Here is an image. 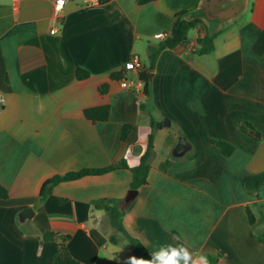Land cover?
<instances>
[{"label":"crops","instance_id":"1","mask_svg":"<svg viewBox=\"0 0 264 264\" xmlns=\"http://www.w3.org/2000/svg\"><path fill=\"white\" fill-rule=\"evenodd\" d=\"M199 2L66 0L57 17L54 0H0V183L8 191L0 197V264H52L58 246L44 239L49 231L69 234L67 248L84 264H128L138 253L151 259L167 245L215 264H264V182L253 192L245 186L264 171V0H248L223 27L198 22L149 69L148 44L164 39L155 34L168 35L174 15ZM208 26L219 32L214 49L200 54ZM132 54L148 60H141L148 81L126 88L122 80L140 72L124 66ZM78 67L89 75L77 78ZM102 104L107 120L85 116L84 108ZM152 121L161 126L134 198L126 199L132 171L115 168L59 182L40 201L53 175L122 159L136 165ZM124 124L131 129L121 140ZM99 198L119 202L122 224L141 248L93 207Z\"/></svg>","mask_w":264,"mask_h":264},{"label":"trees","instance_id":"2","mask_svg":"<svg viewBox=\"0 0 264 264\" xmlns=\"http://www.w3.org/2000/svg\"><path fill=\"white\" fill-rule=\"evenodd\" d=\"M152 0H137L138 3L143 4L150 2ZM188 13V10H180L174 15V22L170 33L164 37V39L157 44H148V58H149V69L153 68L154 61L157 58L160 51L166 47L172 48L178 43L184 41L187 38L188 31L194 27L198 22H202L200 18L186 19L185 15ZM219 30L214 29L213 26H208L206 35L203 38L198 39V52L200 54H206L211 52L214 49V38L216 37ZM89 75V72L83 68L78 67L76 70V76L79 79L86 78ZM139 77L147 82L148 81V72L146 69H143L139 72ZM100 91L105 92L107 89L106 84L99 86ZM85 116L92 121H105L108 119L110 107L107 104L91 106L84 108ZM161 126V123L151 122V131L147 137L146 147L143 153L139 157V161L136 165L130 167L125 159L120 160L119 162L104 166V167H92V168H83L76 171H69L63 174H56L44 181L40 189V201H43L52 191L54 185L62 181L74 180L88 174H100L107 171H110L115 168H130L132 171L133 177L131 182V188L137 189L141 185L145 184L147 181L148 171L150 169L149 160L153 151V131L154 129ZM130 124H124L121 130L120 138L124 140L128 133L130 132ZM214 143L220 148L221 152L229 156L233 151V146L223 140H216ZM171 164V160L167 159L160 165L161 170H166V168ZM264 182V171L254 173L249 175L245 180V186L248 191L253 192L261 183ZM0 197H8L7 189L0 183ZM124 205H127V202H122ZM92 205L95 209H102L106 216L108 217L109 223L115 232H122L124 235L129 238V241L137 248H141V245L136 242V239H133L128 232L125 230L121 216L123 214V209L119 206V202H114L106 198H99L92 201ZM250 222H253V217L248 211ZM45 240H55L57 241L58 250L53 258L52 264H84L74 258L68 248L67 241L70 238L69 234L57 233L49 231L44 234ZM259 239L264 242V233L259 236ZM109 240L111 242H117V234L112 233L109 235ZM141 259V254L138 253L136 257ZM210 264H215L214 258L211 256L207 257ZM146 260L147 255H146Z\"/></svg>","mask_w":264,"mask_h":264},{"label":"water","instance_id":"3","mask_svg":"<svg viewBox=\"0 0 264 264\" xmlns=\"http://www.w3.org/2000/svg\"><path fill=\"white\" fill-rule=\"evenodd\" d=\"M248 5V0H200L197 8L185 15L186 19L200 18L207 25L223 27L240 16ZM164 125H169L168 119H164ZM257 135H260L257 133ZM178 143L174 149L177 153ZM137 193L136 189H130L126 197L131 200ZM32 211V208L24 209V212Z\"/></svg>","mask_w":264,"mask_h":264},{"label":"clouds","instance_id":"4","mask_svg":"<svg viewBox=\"0 0 264 264\" xmlns=\"http://www.w3.org/2000/svg\"><path fill=\"white\" fill-rule=\"evenodd\" d=\"M128 264H210L207 256L197 252H190L182 245H167L155 252L151 259L130 257Z\"/></svg>","mask_w":264,"mask_h":264},{"label":"built area","instance_id":"5","mask_svg":"<svg viewBox=\"0 0 264 264\" xmlns=\"http://www.w3.org/2000/svg\"><path fill=\"white\" fill-rule=\"evenodd\" d=\"M65 1L66 0H63V2H61V0H54L53 11H54L55 16L59 17V15L62 12ZM86 1L89 2V4H96V3H99L100 0H86ZM50 32L51 33L57 32V27L54 26L50 30ZM155 37L164 38L165 34L162 32L156 33ZM124 66L126 69H131V70L139 72L143 68V63L137 54H132V56L124 63ZM121 85L126 88L131 87V86L138 87V86L143 85V81L139 76L136 78H125L122 80Z\"/></svg>","mask_w":264,"mask_h":264},{"label":"rangeland","instance_id":"6","mask_svg":"<svg viewBox=\"0 0 264 264\" xmlns=\"http://www.w3.org/2000/svg\"><path fill=\"white\" fill-rule=\"evenodd\" d=\"M240 16H238V18H239ZM191 32L189 31L188 32V35H187V37L188 36H191V34H190ZM156 40H154L153 42H155ZM141 60H143V62L146 64V65H148V60L146 59V57L145 56H143L142 54H141ZM129 75H131L130 73H129ZM127 78H134V77H127Z\"/></svg>","mask_w":264,"mask_h":264},{"label":"snow or ice","instance_id":"7","mask_svg":"<svg viewBox=\"0 0 264 264\" xmlns=\"http://www.w3.org/2000/svg\"><path fill=\"white\" fill-rule=\"evenodd\" d=\"M61 2H63V0H61Z\"/></svg>","mask_w":264,"mask_h":264}]
</instances>
